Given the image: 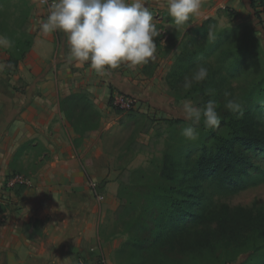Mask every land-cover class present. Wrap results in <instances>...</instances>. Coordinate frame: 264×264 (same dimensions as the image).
<instances>
[{"label": "trees", "instance_id": "16d2710c", "mask_svg": "<svg viewBox=\"0 0 264 264\" xmlns=\"http://www.w3.org/2000/svg\"><path fill=\"white\" fill-rule=\"evenodd\" d=\"M29 1L0 0V35L12 41L5 62L8 72L17 69L33 44V34L28 31ZM248 1L252 13L263 22L255 11L254 0ZM200 30L194 32L199 34ZM237 36V30L231 28L205 36L202 44L191 37L183 45L188 50L178 56L166 77L168 90L175 98L198 95L205 101L215 100L222 111L220 114L217 108L222 129H207L209 144L202 143L191 167L184 168L188 183L148 185L138 193V210L126 203L115 210L119 222L129 225L128 238L116 253L125 256L129 264H171L170 259L176 255L193 264L204 258L233 264L241 254L248 253L250 259L264 248V209L230 207L225 203L213 206L201 188L207 180L218 187L236 184L253 166L250 153L264 152V74L253 76L242 88L239 112L222 110L221 97L231 89L224 87L223 80L235 79L245 68L257 65V57L249 46L229 44ZM199 64L209 69V76L185 92L184 77ZM208 89L214 90L212 95L206 94ZM60 108L77 135L75 145L99 127L101 114L85 92L68 94ZM43 225L40 219L25 223L23 233L33 240L41 235ZM260 258L264 261L263 252Z\"/></svg>", "mask_w": 264, "mask_h": 264}, {"label": "rangeland", "instance_id": "374dc122", "mask_svg": "<svg viewBox=\"0 0 264 264\" xmlns=\"http://www.w3.org/2000/svg\"><path fill=\"white\" fill-rule=\"evenodd\" d=\"M52 2L53 0H30L31 15L38 10L49 11ZM253 6L263 22H259L254 13L237 5L220 7L214 16L205 17L200 25L188 27L189 23L176 25L168 15L166 7L151 3L146 7L153 13V23L160 30V35L153 38L157 45L153 58L148 63L136 67L121 63L115 69H108L109 75L102 77L101 83L107 89L103 99L106 106L100 111L97 143L88 149L90 151L95 148L100 154L95 162L91 161L92 163L83 156L82 163L93 165L88 171L89 187L97 202L106 206L101 231L105 239L116 243L111 251L112 264H129L125 256L116 253V249L128 238L126 230L129 225L119 222L114 214L115 210L123 203L138 210L141 204L138 193L148 185L177 184L180 181L188 183L184 168L191 167L201 152L202 143L209 144L210 141L203 118L201 123L195 126L198 133L195 139H188L181 134V129L190 123L183 118L182 103L191 100L200 106L206 101L198 95L175 98L166 83V77L173 70L178 56L188 50L183 45L191 37L202 44L205 42L204 37L209 34L231 28L237 30L238 36L229 44L249 46L250 51L257 57V65L251 68L247 63L249 67L242 70L237 78L223 80L224 87H231L228 93L232 97L227 98H234L238 102V96L249 80L253 76L264 74V1L254 0ZM9 9L12 11V6ZM30 18L28 31L33 34ZM195 29H201L199 34L194 32ZM55 33L58 38L59 35L62 36L59 30ZM32 38L34 40V34ZM7 48L0 46L1 58L3 53L6 55ZM82 67L91 68L86 65ZM17 84L20 86L21 83ZM75 89V92L90 95L82 83ZM115 94L123 96L122 100L125 104L130 103V106L115 108L112 103ZM225 102L226 97H221L222 110H225ZM217 108L221 114L220 107ZM216 129L221 131L222 127L218 126ZM42 150L40 144L21 146L12 162L13 172L8 178L16 174L26 178L29 172L38 169L40 162L37 156ZM250 156L253 166L236 184L218 187L209 180L203 181L201 188L205 189L207 200L211 201L213 206L225 203L230 207L239 205L264 209V152H252ZM15 187L16 191H19L23 184L16 183ZM262 252L264 253V248L250 259L248 253L241 254L233 264H264L260 258ZM171 260V264H193L184 256L176 255ZM196 264L219 263L204 258L199 259Z\"/></svg>", "mask_w": 264, "mask_h": 264}, {"label": "crops", "instance_id": "0c3cea01", "mask_svg": "<svg viewBox=\"0 0 264 264\" xmlns=\"http://www.w3.org/2000/svg\"><path fill=\"white\" fill-rule=\"evenodd\" d=\"M151 3L167 9V0H145V6ZM237 5L252 12L248 0H203L188 27L200 25L220 7ZM48 13L38 10L31 15L33 44L15 71L6 70L7 51L2 58L0 53L4 65L0 70V264H112L116 243L101 231L106 206L97 202L89 187L93 165L82 163L83 156L90 163L99 158L95 148L88 151L97 143V130L75 145L77 135L60 108L62 99L82 83L87 89L96 88L88 95L100 112L106 106L107 89L101 83L103 76L82 67L90 64L69 58L62 31L60 40L55 31L41 32L39 21ZM26 144L43 147L37 156L40 166L16 191L8 176L18 150ZM38 219L44 222L41 235L27 239L24 224Z\"/></svg>", "mask_w": 264, "mask_h": 264}, {"label": "clouds", "instance_id": "9594fccd", "mask_svg": "<svg viewBox=\"0 0 264 264\" xmlns=\"http://www.w3.org/2000/svg\"><path fill=\"white\" fill-rule=\"evenodd\" d=\"M203 0H167L168 15L176 25L188 24L191 17L198 14ZM153 13L145 6V0H53L49 5L46 19L39 21L43 34L62 31L67 39L69 58L80 64L88 63L100 76H108V69H115L121 63L136 67L148 63L156 52L155 37L160 30L153 23ZM12 41L0 35V46L11 47ZM4 65H0L2 70ZM209 69L199 64L185 75L182 88L185 92L194 84L205 81ZM87 91L96 93L90 86ZM214 90H206L212 95ZM106 94V90H105ZM225 109L239 112L240 104L224 93ZM215 100H208L197 106L191 100L181 105L183 118L190 123L181 129L188 139H195L198 133L195 126L201 123L206 128L220 124Z\"/></svg>", "mask_w": 264, "mask_h": 264}, {"label": "built area", "instance_id": "2783aa9c", "mask_svg": "<svg viewBox=\"0 0 264 264\" xmlns=\"http://www.w3.org/2000/svg\"><path fill=\"white\" fill-rule=\"evenodd\" d=\"M42 1V0H41ZM43 1H46V0H43ZM123 99V96H117L116 94L113 95V99H112V103L114 105L115 108L119 109V108H127L130 106V103H126L122 100ZM25 180L24 178L21 176V175H14L12 177H10L9 179V185L10 186H14L16 183H24ZM92 186H94L93 183H91Z\"/></svg>", "mask_w": 264, "mask_h": 264}]
</instances>
